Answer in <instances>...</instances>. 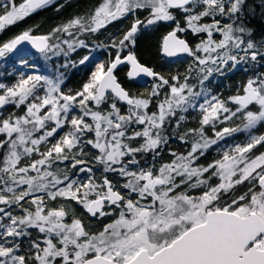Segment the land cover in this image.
I'll return each mask as SVG.
<instances>
[{"label":"snow or ice","instance_id":"obj_1","mask_svg":"<svg viewBox=\"0 0 264 264\" xmlns=\"http://www.w3.org/2000/svg\"><path fill=\"white\" fill-rule=\"evenodd\" d=\"M52 2L22 0L17 5L15 0H7L0 5V33ZM137 10L146 11L147 16L143 20L136 18L123 38L112 43V47L118 49L115 58L107 67L104 63L96 65L90 80L81 89L63 92L60 87L64 82L62 74L56 79L42 75L22 76L12 86L0 83V90H3L0 108L8 104L26 105L23 115H9L0 120V134L6 137L0 140V149H6L0 167V181L4 185L0 189V205L23 208L21 201L33 196L26 202L35 206L34 211L23 208L25 214L16 216L0 207V228L3 229L0 233V240H3L0 264H264V152L250 155L257 145L264 146V135H250L246 143L224 151L221 159L207 166L196 164L219 140L236 132L251 133L258 124H264V73L247 81L243 95L229 98L238 106L235 111L215 96L199 105L201 128L190 130L199 139L187 155L162 165L156 173L152 168L131 171L129 164H139L135 158L137 153H155L166 142L162 135L166 119L175 116L177 110L184 112L189 107L195 108L190 97H198L200 93L188 84L189 76L183 77V83L180 76L166 79L142 64L134 51L129 50L123 58L120 54L125 47L136 44L137 33L142 28L172 22L175 27L163 36L160 49L168 57L180 54L194 57L198 65L203 66L199 69L203 74L201 85L212 75L213 69L207 67L209 64L218 65L216 70H220L219 65L227 66L231 61L234 67L241 52L244 55L240 59L264 63V37L257 40L256 29L252 26L257 17L264 26V0H101L90 13L71 18L47 35H33L32 29L22 31L0 44V57L15 52L25 42L45 56L49 52L54 55L63 52L61 43L70 51L87 47L79 35L94 34ZM177 11L183 14V25L177 19ZM206 17L211 22H203ZM189 30L197 35L206 34L207 39H201L193 48L179 35ZM214 33L222 38L214 40ZM57 34H67L73 39L53 43L52 38ZM233 50L237 54H233ZM67 54L64 52L65 56ZM88 60L85 56L79 63L85 64ZM123 64L130 66L129 79L142 75L159 79L160 83L151 92L153 97L159 95L162 86H168L169 94L163 102H157L158 112L148 114L146 110L151 99L130 96L118 81L115 70ZM41 82L47 86L42 97L35 94ZM108 99L112 102L107 115L89 107V102L99 106ZM117 101L130 106L127 115L121 114ZM249 105H258V108L249 110ZM77 107L82 114L71 115ZM237 113L243 117L242 128L224 127L215 131V138L205 134L203 126L211 125L214 129L217 121L231 120ZM221 114H227L223 120ZM88 116L94 124L85 120ZM184 119L183 115L179 117L177 127ZM133 122L147 123L148 127L126 137L124 129ZM65 125H70V130L55 143H50L45 151H40L39 146L49 143V138L56 136ZM85 131L95 132L96 140H88L87 144L99 149L100 155L95 159L104 166V171L117 172L128 178L122 185L128 190L127 194L116 189L107 177L100 184H96L91 176L87 181L79 182L67 172L50 170L57 161L71 159L73 168L85 163L72 155V150L81 144ZM125 138H141L143 143L133 147L123 143ZM33 153H38L40 158L21 163L24 157ZM78 154H83L82 148ZM125 157L130 158L127 163ZM87 171L91 173L92 169ZM30 172L36 175H30ZM213 177L219 182L210 183ZM193 178L195 181L191 182ZM245 181L252 184L248 191L231 196L236 186ZM22 185H27V189L17 192L16 188ZM182 185L204 190L199 196L189 195L186 190L177 192ZM36 193H45L53 201L57 198L74 201L94 217L109 215L104 211L106 204L121 210L118 219L105 225L98 234H92L82 220L76 218L74 210L71 223H65L69 215L65 205L48 208L45 196ZM226 196L229 197L227 201L223 199ZM6 218L8 222L4 223ZM29 229L38 230L43 237L34 235ZM25 237L28 248L22 253Z\"/></svg>","mask_w":264,"mask_h":264},{"label":"rangeland","instance_id":"obj_2","mask_svg":"<svg viewBox=\"0 0 264 264\" xmlns=\"http://www.w3.org/2000/svg\"><path fill=\"white\" fill-rule=\"evenodd\" d=\"M7 2V0H0V5ZM16 4L22 2V0H15ZM101 0H53V2L45 8L39 9L36 12L30 14L23 21L18 22L15 25L7 27L2 33H0V44L7 42L9 39L18 35L24 30L32 29V34L36 35H47L52 32V30L75 16H82L90 13L96 6L99 5ZM2 11V8H0ZM177 19L180 20L181 24H184L183 14L179 11L176 12ZM147 16V12L144 10H137L135 14H129L128 16L121 18L119 20L113 21L107 24L104 28H101L96 33H85L79 35V39L85 41L87 47H77L75 51H70L67 45L61 43V48L63 52L58 55H54L52 52L47 53V56L42 53H37L34 51H25L21 55H16L15 53H7L4 57H0V83L7 86H12L16 84L21 77L27 78L29 75H42L47 76L51 79H56L61 74L63 75L64 82L60 85L61 90L66 94L69 91L75 92L83 87L84 83H87L91 78V73L95 71L96 65L104 63L105 66L114 59L117 54L118 49L112 47V43L118 42L123 38V35L136 18L144 19ZM203 22H211V19L206 17ZM175 27L174 23L167 22L162 23L158 26H148L147 28H142L137 33L136 44L134 46L125 47L120 53L122 56L125 55L129 50L134 51L137 58L144 64H147L154 68L157 73L164 76L166 79H170L173 76H180V82L183 83V77L189 76L188 84L193 87L194 91L200 93L198 97L190 99L196 104L195 108L189 107L187 111L177 110L175 116H170L166 119L162 135L165 137L166 142L162 143L156 152H146L137 153L135 158L139 161L138 165L129 164V170L138 171L140 168H152L154 173L158 172V169L164 165L172 163L178 156L187 155L191 150L192 144L199 139L196 133H192L190 130L201 128L202 111L199 107L203 104L205 100H211L213 96L225 102V106L235 111L238 107L229 98L235 95L243 93L244 84L250 79H255L258 74L264 73V63H255L250 60L240 59L243 57V53L238 54V63L232 66L230 61L227 66L219 65L220 70H216L218 65L209 64L207 67L213 69L212 75L204 81L203 85L200 84L203 74L199 72L200 66L195 61L192 56H180L176 59H168L163 55L160 45L162 38L170 30ZM181 37L187 39L192 47L194 48L196 44L200 43L201 39L206 40V34H193L189 30L186 33L179 34ZM264 37L263 32H256V39L259 40ZM222 37L218 33H214L213 39L220 40ZM64 39L72 40L73 37L67 36V34H57L52 38L53 43L61 42ZM127 44V42H126ZM67 52V56L64 55ZM233 54H237L236 50H233ZM201 57L204 56L200 53ZM215 55V54H213ZM85 56L89 57V60L85 64H80L79 61ZM23 58V61L22 59ZM66 65V66H65ZM192 69L190 72L189 69ZM129 71V65H121L116 74L119 81L127 88L133 97L137 98H149L151 103L146 110L148 114L152 112H158L156 107L157 102H163L165 96L169 94V88L167 85L162 86L158 91V96H151V92L155 85L159 84V79H129L127 77V72ZM170 82L174 83V81ZM47 86L41 82L37 86L36 95L44 96L46 94ZM3 90H0L2 94ZM112 100L108 99L106 103H102L96 106L94 103L89 102V107L93 111H100L102 114L107 115L110 111V104ZM117 106L121 110V114L127 115L129 105H125L120 101H117ZM207 107V105H205ZM258 105H251L249 110H257ZM26 111V105H20L19 107L8 104L0 109V120L6 119L9 115L19 116L23 115ZM143 111V110H142ZM81 110L77 107L73 109L71 115H81ZM183 115L184 120L179 121V127H177V121L179 117ZM227 114H221V120L223 116ZM85 120L94 124L91 116L85 117ZM243 117L240 113L232 117L231 120L224 121L223 123L217 121L215 128L211 125L203 126L204 132L207 136L215 138V131H219L224 127H243ZM148 127L145 124H130L125 130L126 137L133 135L135 131H142L144 128ZM70 130V125H65L63 129L59 130L56 136L49 138V143L41 144L40 151H45L50 143H55L61 135ZM112 130H110L111 132ZM187 133V135H186ZM41 133H36L40 135ZM250 135H264V124H258L251 133L246 131L233 133L231 136H226L224 139L219 140L216 145H213L210 149L215 150L216 159H212L211 163L215 160L221 159L224 151L233 148L236 144L246 143L250 138ZM181 136L184 138L181 139ZM4 134H0V140L5 139ZM110 138V137H109ZM88 140H96L94 131H85L81 136V144L72 150V155H76L78 159L85 161L84 164L77 165L76 168L72 167L73 161L71 159L66 161H57L53 164L51 171L57 172H67L72 179H77L79 182H85L91 176L96 184L102 183L104 177L111 180L116 189L120 190L122 194H127L126 189L122 187L124 183L127 182V177H121L117 172H105L104 166L100 164L95 158L100 155L99 149H96L91 144H87ZM123 143L130 144L133 147L139 146L143 143L141 138L135 140L124 139ZM171 145H174L176 149H171ZM28 146H31L30 144ZM83 149V154L79 155V149ZM208 149L203 156H205ZM6 149H0V167L3 166V157ZM175 153V155H173ZM261 152H256V148L252 150L250 155H259ZM201 156L200 158H202ZM38 153H33L31 156L24 157L21 161L22 164L30 163L34 159H39ZM129 157H125L124 160L127 163ZM197 165L207 166L208 164H199V160L196 161ZM114 167L119 168V165ZM85 169L80 171V169ZM88 168L92 169V172L87 171ZM30 175H36L35 172H30ZM207 174H205V177ZM62 178V177H61ZM179 180V178H177ZM195 178H193L194 182ZM218 178L213 177L210 181L212 184L218 183ZM62 186V185H61ZM252 186V184H250ZM4 187L3 182L0 181V189ZM22 189H27V185H22L16 188L19 192ZM187 191L189 195L199 196L202 194L203 188L188 189L185 185H182L179 191ZM256 190H258V185H256ZM243 194V193H241ZM239 194V195H241ZM8 195H11L9 193ZM35 195H44L45 203L48 208H58L61 204L65 205L66 211L69 215L65 218V223H71L73 210L76 218L82 220L86 226V230L92 234H98L103 230L104 226L113 223L119 218L120 208L114 205L106 204L104 211L108 212L109 215L91 216L83 208L82 205L77 204L74 201H66L63 198H57L56 200H49L45 193H36ZM134 198L139 199L136 194H132ZM231 196H239L231 193ZM33 199V196L26 198V201ZM150 199V198H149ZM225 201L229 200L226 196L223 198ZM26 201H21L23 208H29L34 211L35 206L27 203ZM146 202V201H142ZM4 207L6 211L13 210L12 214L24 215L23 208L12 205L8 208L5 205H0ZM47 210V209H46ZM7 218L4 223H7ZM34 235L43 237V234H39L36 229H29ZM3 229L0 228V233ZM11 239V238H9ZM3 243V240H0ZM28 248V238L25 237L22 241L21 252H26Z\"/></svg>","mask_w":264,"mask_h":264},{"label":"trees","instance_id":"obj_3","mask_svg":"<svg viewBox=\"0 0 264 264\" xmlns=\"http://www.w3.org/2000/svg\"><path fill=\"white\" fill-rule=\"evenodd\" d=\"M252 26L256 29V32H263L264 31V26H262L259 23V18L257 17L252 21ZM171 149H176L174 145H171ZM256 152H264V146L262 145H257L256 147ZM215 150L210 149L208 153L203 156L202 158L199 159V164H210L212 159H216L217 156H214ZM251 182L250 181H245L244 184L236 186V188L233 190V194L239 195L241 193H245L248 191V188L250 187ZM13 212V210H11Z\"/></svg>","mask_w":264,"mask_h":264},{"label":"water","instance_id":"obj_4","mask_svg":"<svg viewBox=\"0 0 264 264\" xmlns=\"http://www.w3.org/2000/svg\"><path fill=\"white\" fill-rule=\"evenodd\" d=\"M34 35V34H33ZM184 39V38H183ZM190 45V44H189ZM191 46V45H190ZM28 49H34V50H36L35 48H33L32 46H31V44H29V43H27V42H25L24 44H22V45H19L18 47H17V50L15 51V52H21V51H25V50H28ZM37 51V50H36ZM180 55H188V54H180ZM180 55H178V56H180ZM175 57H177V56H174V57H170V58H175ZM123 58V57H122ZM143 64V63H142ZM145 66H147V67H150V66H148V65H146V64H144ZM151 68V67H150ZM152 69V68H151ZM153 70V69H152ZM154 71V70H153ZM155 72V71H154ZM115 75H116V73H115ZM117 76V75H116ZM143 78H153V77H148V76H140V77H136L135 79H143ZM118 79V78H117ZM119 81V80H118ZM247 84V83H246ZM122 85V84H121ZM123 86V85H122ZM124 87V86H123ZM125 88V87H124ZM126 89V88H125ZM127 90V89H126ZM128 91V90H127ZM240 95H243V93L242 94H240ZM123 102V101H122ZM123 103H125V104H127L126 102H123Z\"/></svg>","mask_w":264,"mask_h":264}]
</instances>
